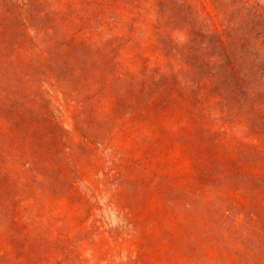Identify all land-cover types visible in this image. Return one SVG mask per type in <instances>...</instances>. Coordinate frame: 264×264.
I'll list each match as a JSON object with an SVG mask.
<instances>
[{
    "label": "rangeland",
    "instance_id": "374dc122",
    "mask_svg": "<svg viewBox=\"0 0 264 264\" xmlns=\"http://www.w3.org/2000/svg\"><path fill=\"white\" fill-rule=\"evenodd\" d=\"M0 264H264V0H0Z\"/></svg>",
    "mask_w": 264,
    "mask_h": 264
}]
</instances>
